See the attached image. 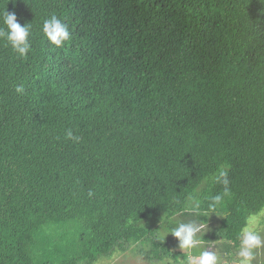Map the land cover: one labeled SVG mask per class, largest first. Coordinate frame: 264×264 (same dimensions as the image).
Returning a JSON list of instances; mask_svg holds the SVG:
<instances>
[{
	"label": "trees",
	"instance_id": "trees-1",
	"mask_svg": "<svg viewBox=\"0 0 264 264\" xmlns=\"http://www.w3.org/2000/svg\"><path fill=\"white\" fill-rule=\"evenodd\" d=\"M6 10L31 49L0 39V264H97L139 243L187 264L160 228L217 218L200 241L237 251L264 211V0H0V28Z\"/></svg>",
	"mask_w": 264,
	"mask_h": 264
},
{
	"label": "clouds",
	"instance_id": "clouds-1",
	"mask_svg": "<svg viewBox=\"0 0 264 264\" xmlns=\"http://www.w3.org/2000/svg\"><path fill=\"white\" fill-rule=\"evenodd\" d=\"M3 23L6 28H0V39H6L12 49L18 53L19 57L26 58L31 49L29 41L30 25L21 24L17 21L15 13H10L7 10L3 14ZM43 33L51 45L61 48L71 39L68 25L62 22L57 16L53 15L50 19L43 23ZM23 86H17L16 92L23 94ZM65 138L73 141H78L79 137L74 135L71 129L65 133ZM218 181L227 186V172L221 170L217 177ZM227 194V189H226ZM214 203L218 204L221 201L220 196L213 198ZM213 205H210V207ZM259 222V217L252 215L247 219L246 225L241 229L239 246L237 250L238 264H252L255 259V250L264 247V238L256 231V225ZM201 231V226H197L191 222H180L171 230V234L178 240L179 249H193L201 241L197 239V233ZM218 257L213 251L205 250L199 256H187V264H217Z\"/></svg>",
	"mask_w": 264,
	"mask_h": 264
},
{
	"label": "rangeland",
	"instance_id": "rangeland-1",
	"mask_svg": "<svg viewBox=\"0 0 264 264\" xmlns=\"http://www.w3.org/2000/svg\"><path fill=\"white\" fill-rule=\"evenodd\" d=\"M256 216L259 217V222L256 225V231H258L262 238H264V211ZM219 221L220 218H217L216 220H213L209 225L202 228L201 231L197 233V239L201 240L200 238L204 237L205 235L210 236L212 228L219 225ZM162 226L164 225H161L160 227ZM169 228L170 227L168 226H166L165 229L160 228V232H158V234L156 235L155 240L156 242L161 244H164L165 241L169 243L168 248L171 252L170 256L175 253L193 256L194 252V257H196L199 256L201 252L208 250L215 252V254L217 255V264H238V258L236 256L237 251H233L230 254L225 255L220 251L219 244L217 242H200L195 248L182 251L178 247V240L170 233L171 230ZM149 256H151L150 246L142 245L139 243L135 245H129L128 250L125 253L114 255L111 258L102 259L97 264H175V259L172 257H167L162 261H151ZM179 260L181 264H186L183 258L179 257ZM252 264H264V247L255 250V259L253 260Z\"/></svg>",
	"mask_w": 264,
	"mask_h": 264
}]
</instances>
